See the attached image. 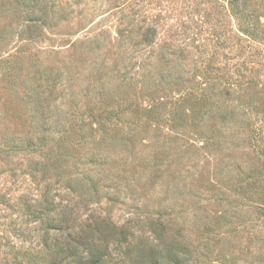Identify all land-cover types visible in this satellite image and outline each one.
<instances>
[{
    "label": "rangeland",
    "instance_id": "1",
    "mask_svg": "<svg viewBox=\"0 0 264 264\" xmlns=\"http://www.w3.org/2000/svg\"><path fill=\"white\" fill-rule=\"evenodd\" d=\"M68 212L113 264H264V0H0V264Z\"/></svg>",
    "mask_w": 264,
    "mask_h": 264
},
{
    "label": "trees",
    "instance_id": "2",
    "mask_svg": "<svg viewBox=\"0 0 264 264\" xmlns=\"http://www.w3.org/2000/svg\"><path fill=\"white\" fill-rule=\"evenodd\" d=\"M72 214L37 217L39 224L45 225V228L42 226L43 250L50 264H113L114 254L123 251L126 255L122 246L128 243L131 234L128 228L111 226L102 231L94 223L85 222L78 227ZM158 247L159 244L152 245L146 255H141V264H188L186 250L169 253L159 251Z\"/></svg>",
    "mask_w": 264,
    "mask_h": 264
}]
</instances>
